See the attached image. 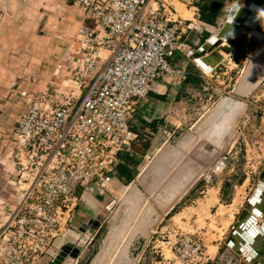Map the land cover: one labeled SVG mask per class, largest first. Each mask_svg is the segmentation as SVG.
Listing matches in <instances>:
<instances>
[{
    "label": "crops",
    "instance_id": "crops-1",
    "mask_svg": "<svg viewBox=\"0 0 264 264\" xmlns=\"http://www.w3.org/2000/svg\"><path fill=\"white\" fill-rule=\"evenodd\" d=\"M202 1L215 0H198L195 9L181 1H173L176 18L184 19L189 26H200L199 29L188 27L184 35L186 42L195 51L220 30L234 4L247 7L252 0H222V13L215 25L199 20V3ZM82 21L81 10L70 0H0V231L20 201L13 180L16 173L14 127L24 111V97L46 86L53 79L63 80L61 76L70 73L73 65L70 54L71 40ZM225 44L229 46V51L220 50L222 60L215 66L214 60H204L201 66L194 56L189 60L178 54L173 59V63L185 65L186 76H165L157 80L153 90L133 114L131 129L137 137L131 149L120 154L117 166L119 163L128 165L135 177L128 181L116 166L110 173L107 186L94 183L89 188L80 190L79 204L68 230L55 239L51 254H46L40 264H49L63 246L77 243L83 237L92 241L86 246L83 245L76 264H82L84 261L85 264L159 263L154 262L150 258V252L142 248L141 226H137L140 221L144 224L147 222V211L151 210L153 213L152 211L157 210L153 202L148 203L149 200L127 232H124V226L131 209L123 223L121 220L114 221L101 238H88L86 234L81 236L79 227L83 222L97 220L98 229H101V217L105 215L106 210H111L115 203L111 201L113 197L128 189L145 188L139 177L144 176L152 158L159 156V161L163 163L185 149L186 155L192 151L197 153L191 158L197 164L214 159L207 169L200 173L199 184L175 207L182 205L185 199L191 202L174 212L175 214L171 211L168 215L187 220H190V215L191 219H194V226L207 228L206 233L214 234L208 238L209 260L206 264H264V235L261 236L260 242H256V238L250 235L249 238L243 237L257 244L258 249L252 247V251L247 250L239 240L238 248L242 246L239 252L228 244L234 225L241 218L251 196L247 195L248 188H238L242 183H237L229 200L223 199V188L220 186L208 185L206 188H199L205 175L211 176V171L221 172L227 167L228 163H225L220 171H214L212 168L218 159H222L225 152L229 151V155L235 151L241 139L240 134H243L245 128L253 129L256 122L264 120V108L258 100L259 94L255 95L264 79V40H257L251 33H245L225 41ZM223 66L225 69L221 71ZM227 69L233 74L237 72V77L229 78V72L225 71ZM189 73L195 76V80L189 79ZM219 77L226 78L225 80L233 79V82L229 80L231 85H227L231 86V89L225 88V96L221 97L230 96L241 102L237 105L241 114L223 142L212 141L206 131L216 115L214 107L217 99L213 96ZM128 156H132L133 160L127 164L124 159ZM255 189L256 187L254 191ZM136 194L140 193L136 190ZM113 216L116 218V214ZM210 217H213L214 221H209ZM117 219L119 221L120 217ZM263 222L259 219L258 224ZM183 224H189V221H183ZM96 229L94 233L98 232ZM138 241L139 249L133 251V245ZM131 254L137 257L132 259Z\"/></svg>",
    "mask_w": 264,
    "mask_h": 264
},
{
    "label": "built area",
    "instance_id": "built-area-1",
    "mask_svg": "<svg viewBox=\"0 0 264 264\" xmlns=\"http://www.w3.org/2000/svg\"><path fill=\"white\" fill-rule=\"evenodd\" d=\"M70 1L83 14L71 40L70 78L26 94L14 127L20 201L0 231V264H40L51 254L79 191L107 186L120 154L131 149L138 105L158 79L186 76L185 65L173 63L178 54H195L184 38L194 28L175 17L174 0ZM177 1L195 9L198 0ZM185 240L192 250L182 256L202 253L196 239Z\"/></svg>",
    "mask_w": 264,
    "mask_h": 264
},
{
    "label": "water",
    "instance_id": "water-1",
    "mask_svg": "<svg viewBox=\"0 0 264 264\" xmlns=\"http://www.w3.org/2000/svg\"><path fill=\"white\" fill-rule=\"evenodd\" d=\"M190 27L199 29V25H191ZM245 33H251L253 38L257 40H264V0H252L247 7L234 4L228 14L226 22L220 30L211 35L201 46H199L194 54L197 62L202 66L204 60H214V66L221 62L222 56L220 50L229 51V46L225 41H230ZM206 70H209L206 68ZM187 150L181 151L177 156L169 161L161 163L159 156L148 165L144 172V176L139 177L141 182L147 175H153V181L146 187V194L142 193L133 205V209L124 226V232L130 230L136 218L139 216L143 206L150 199L163 214L170 213L180 201L188 195L200 182V173L203 172L212 163L202 161L197 164L192 161V157L196 156L194 151L186 155ZM216 154V152H215ZM225 152L223 155H226ZM214 155V154H213ZM147 194L150 195L148 198ZM149 203V202H148ZM264 214V170L260 175L258 184L254 193L250 196L245 211L230 234L228 244L231 248L239 252L242 248H238V240L244 247L252 251L258 249L257 244L244 239L253 236L256 242H260L261 236L264 235V222L258 224L259 219ZM99 221L91 220L90 222H83L79 230L93 234L98 228ZM250 235V236H249ZM86 237H83L77 243L65 245L56 254L49 264H74L77 260Z\"/></svg>",
    "mask_w": 264,
    "mask_h": 264
},
{
    "label": "rangeland",
    "instance_id": "rangeland-1",
    "mask_svg": "<svg viewBox=\"0 0 264 264\" xmlns=\"http://www.w3.org/2000/svg\"><path fill=\"white\" fill-rule=\"evenodd\" d=\"M231 64H229L230 66ZM237 69V67H232ZM225 67L221 69L224 70ZM237 73V72H236ZM233 74V72H229L228 77L229 78H236L237 74ZM65 74H67L65 72ZM64 74V75H65ZM63 80L59 79H53L57 85H62L64 83V79L70 78L69 74L65 76H61ZM226 78L219 77V83L217 84V87L215 86V92H214V99H220L219 97L225 96L224 92L225 88L228 90L231 89V86H227L229 83V80L233 82V79L225 80ZM68 83V82H67ZM48 84V83H47ZM46 84V85H47ZM45 87V86H44ZM43 88V87H42ZM66 88V87H65ZM261 90H258L255 92V95L259 94V102L261 106L264 108V95L262 96L260 92ZM256 98V97H255ZM241 139L239 143H237V148L232 153L223 155L227 156V160H225V163L227 164V167L221 171V172H212L211 176L207 174L202 178V183L199 188H206V186H216L223 188V199L229 200L231 196L233 195V188H236L237 183H242V186H238V188H248L247 189V195H252L254 188L256 187L258 183V179L260 176V173L264 169V120L256 122L253 126V129H246L243 132V134H240ZM173 145V143H172ZM229 152V151H227ZM222 157V156H220ZM154 158L151 159L150 163L153 161ZM149 163V164H150ZM225 165V164H224ZM224 166L220 167L219 170L216 169L215 171H220ZM214 168V167H213ZM144 181L142 182L145 186V188H136V190L140 193L139 195L136 194V190H127L126 192H120V195L117 197H113L111 201H115L113 206L111 207V210H106L105 215L101 217V221L103 223V227L101 229H96L98 231L94 234H88L87 232L81 233V236L86 234L88 238L93 237L96 239L101 238L103 234L106 232L107 229L110 228L112 223L120 222L123 223L124 219L127 218L130 211H132V207L135 203V200L139 198L142 193L146 194V187L151 184L153 181V175H147L144 178ZM244 185V186H243ZM228 189V191H227ZM202 195V194H197ZM148 198H150V195L147 194ZM128 202V203H127ZM131 202V203H130ZM151 202L150 199L148 201ZM191 201L189 199H185L182 205H180L176 211H179L182 209L181 207L187 205ZM157 207V206H156ZM131 209V210H130ZM130 210V211H129ZM113 211V212H112ZM125 211V212H124ZM151 210L147 211L146 214L148 216L147 222L141 223V221L137 224V226H141V236H143V242H142V248L145 250H148L150 252V258L154 262H159L157 264H206L209 260V253L207 251V244L210 242L208 239L209 237L213 236L214 234L206 233L207 228H199L197 225L194 226V219H191V216L189 215V219H181L177 217H173L172 214H163L160 209L150 212ZM112 212V213H111ZM116 212V213H115ZM116 214V218L113 216ZM175 214V213H174ZM172 215V216H171ZM111 217V218H110ZM119 221L117 218H119ZM239 219V218H238ZM210 220L214 221L213 217H210ZM183 221H189V224H183ZM212 221V222H213ZM260 221H264V215L260 218ZM119 223V224H121ZM117 225V223H116ZM136 226V227H137ZM235 227V225H234ZM139 228V227H138ZM214 228V227H213ZM216 229V228H215ZM215 231V230H214ZM230 234V231L228 232ZM228 234V235H229ZM186 237H193L200 243V252H202L199 256L194 257L191 254H187L186 256H182V254H185V251H191L192 248L190 245L186 243ZM80 241V240H79ZM92 240L86 239L84 242V245H88ZM223 241V239H222ZM140 242L138 241L135 246L133 245L134 250L139 249ZM226 245V244H225ZM224 245V248H225ZM155 250V251H154ZM132 256V259H134L137 256ZM158 256V258L156 257ZM86 261L82 262V264H85ZM81 264V263H80ZM155 264V263H154Z\"/></svg>",
    "mask_w": 264,
    "mask_h": 264
},
{
    "label": "clouds",
    "instance_id": "clouds-1",
    "mask_svg": "<svg viewBox=\"0 0 264 264\" xmlns=\"http://www.w3.org/2000/svg\"><path fill=\"white\" fill-rule=\"evenodd\" d=\"M241 102L234 97H221L214 107L216 113L213 121L206 128L208 135L212 137V141L223 140L231 133L238 120L241 110L237 105ZM211 142V141H210Z\"/></svg>",
    "mask_w": 264,
    "mask_h": 264
},
{
    "label": "trees",
    "instance_id": "trees-1",
    "mask_svg": "<svg viewBox=\"0 0 264 264\" xmlns=\"http://www.w3.org/2000/svg\"><path fill=\"white\" fill-rule=\"evenodd\" d=\"M222 9V0H215L212 2L202 1L201 3H199V20L204 23L215 25L217 18L222 13ZM189 79L193 81L195 80V76L192 73H189ZM132 158V156H128L126 160L124 159V161H126V163L128 164L133 160ZM117 169L121 173V175L127 177L128 181H131L135 177V173H131L128 165H122L119 163ZM176 209L177 207H175L172 212L176 211Z\"/></svg>",
    "mask_w": 264,
    "mask_h": 264
},
{
    "label": "bare ground",
    "instance_id": "bare-ground-1",
    "mask_svg": "<svg viewBox=\"0 0 264 264\" xmlns=\"http://www.w3.org/2000/svg\"><path fill=\"white\" fill-rule=\"evenodd\" d=\"M250 68V67H249ZM260 76V75H259ZM260 79V78H259ZM258 80V79H257ZM212 122V121H211ZM224 164H225V161L224 160H222V159H218V161L215 163V165L212 167L213 168V170L215 171L216 169H218L219 170V168L220 167H222V166H224Z\"/></svg>",
    "mask_w": 264,
    "mask_h": 264
}]
</instances>
